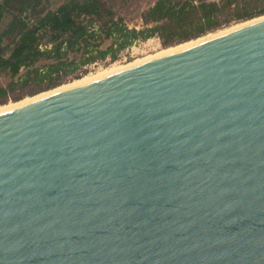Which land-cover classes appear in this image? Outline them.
<instances>
[{"label": "water", "instance_id": "water-1", "mask_svg": "<svg viewBox=\"0 0 264 264\" xmlns=\"http://www.w3.org/2000/svg\"><path fill=\"white\" fill-rule=\"evenodd\" d=\"M0 264H264V22L0 115Z\"/></svg>", "mask_w": 264, "mask_h": 264}, {"label": "trees", "instance_id": "trees-1", "mask_svg": "<svg viewBox=\"0 0 264 264\" xmlns=\"http://www.w3.org/2000/svg\"><path fill=\"white\" fill-rule=\"evenodd\" d=\"M43 1L0 0V106L18 88H36L30 96L52 90L78 69L116 61L139 42L157 38L171 47L264 16V0H157L143 26L130 28L103 0H68L56 10L44 9ZM105 41L111 43L103 48ZM3 78L11 81L8 89Z\"/></svg>", "mask_w": 264, "mask_h": 264}, {"label": "rangeland", "instance_id": "rangeland-1", "mask_svg": "<svg viewBox=\"0 0 264 264\" xmlns=\"http://www.w3.org/2000/svg\"><path fill=\"white\" fill-rule=\"evenodd\" d=\"M67 1L68 0H44L43 8L46 10H56L58 7H60ZM156 1L157 0H103L105 8L107 10L113 11L117 16L123 18L126 24L130 28H141L143 26V20H142L143 14L151 6H153ZM10 19L11 17L7 15L2 25V28L6 26L7 23H9ZM251 21L241 22V23L233 22L229 26H226L215 32H212L204 37L171 47L164 46L161 40L157 38L151 39L147 42H139L130 49L122 52L116 61L107 59L106 61H99L94 64H88L78 69L75 74H72L69 78H65L61 86L56 87L52 90L44 91L34 96H30L32 92L36 89L33 88L32 86L24 89L18 88L16 89V91L10 92L6 104L0 106V113L1 114L8 113L7 111L14 110L16 107L29 103L32 100L34 101L35 98L37 99L39 97H44L50 92L54 93L60 90H64L69 86H73L75 83L77 84V82L80 85L81 83L83 84L84 82H90V81H93L94 83L97 82V80L100 81L105 78L119 74L121 73V71L126 70L132 65H137V64L145 65L147 64L146 62L150 63L153 60L155 61L160 57L163 58V56H165L170 49L173 50L178 47L186 46L189 44H195L205 39H206L205 42H207L208 39L210 41L212 38L216 36L223 35L225 33H230L236 29H239L244 24L249 23ZM110 43L111 41H105L104 43H102L103 48L108 47ZM79 81H83V82L80 83ZM10 83H11L10 79L3 78L1 84L3 87L8 89ZM84 85H88V84H84ZM43 87H46V85H43Z\"/></svg>", "mask_w": 264, "mask_h": 264}, {"label": "bare ground", "instance_id": "bare-ground-1", "mask_svg": "<svg viewBox=\"0 0 264 264\" xmlns=\"http://www.w3.org/2000/svg\"><path fill=\"white\" fill-rule=\"evenodd\" d=\"M261 22H264V17H263V18H260V19L253 20V21H251V22H249V23H246V24H244L242 27H240L239 29H236V30H234V31H232V32H230V33H225V34H223V35L216 36V37L212 38L211 40L216 39V38H219V37H222V36H225V35H228V34H231V33H234V32H236V31H239V30H242V29H245V28H248V27H251V26L256 25V24H259V23H261ZM200 40H201V39H200ZM205 41H206V39L203 40V41H200V42H198V43H195V44H189V45H186V46L178 47V48L173 49V50L170 49V50L166 53V55L163 56V57H166V56H169V55H172V54H175V53H179V52H182V51L188 50V49L193 48V47H195V46H197V45H200V44L205 43ZM208 41H209V39H208ZM160 58H161V57H160ZM160 58H158V59H160ZM153 61H154V60H153ZM146 63H148V62H146ZM144 64H145V63H144ZM142 65H143V64L132 65V66H130L129 68H127L126 70L121 71V73L124 72V71L130 70V69H133V68H136V67L142 66ZM97 81H99V80H97ZM79 82L81 83V82H83V81H79ZM90 82L93 83V81H90ZM90 82H84L83 84L81 83V85L77 82V84L75 83L73 86H69L68 88H66V89H64V90H60V91H57V92H54V93H53V92H50L49 94H47V95L44 96V97H39V96H38L39 98H37V99L35 98L34 101L32 100V101L29 102V103H26V104H24V105L18 106V107H16L14 110H17V109H20V108L25 107V106H27V105H30V104L37 103V102H39V101H42V100L48 99V98H50V97H52V96L58 95L59 93L62 94V92L64 93V92H67V91H70V90L76 89V88H78V87L85 86L84 84H89ZM91 83H90V84H91ZM20 103H22V102H20ZM14 110H9V111L11 112V111H14ZM9 111H7V112L9 113ZM4 114H6V113H4ZM0 115H3V114L0 113Z\"/></svg>", "mask_w": 264, "mask_h": 264}]
</instances>
